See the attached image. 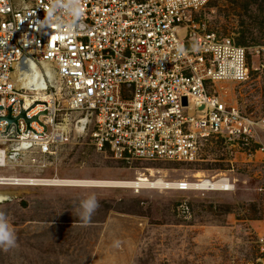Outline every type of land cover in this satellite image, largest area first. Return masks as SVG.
Listing matches in <instances>:
<instances>
[{"label": "built area", "instance_id": "built-area-1", "mask_svg": "<svg viewBox=\"0 0 264 264\" xmlns=\"http://www.w3.org/2000/svg\"><path fill=\"white\" fill-rule=\"evenodd\" d=\"M210 1L79 0L78 27L69 32L42 24L53 0H0V189L41 188L4 174L24 164L47 169L59 148L83 135L97 153L126 162L193 164L210 139L264 155V120L215 91L248 81V70L246 48L201 20ZM251 53L264 59V46ZM23 58L38 78L53 76L42 90L47 100L17 81ZM21 111L38 118L30 130L24 119L5 121ZM179 183L174 190L193 191Z\"/></svg>", "mask_w": 264, "mask_h": 264}, {"label": "rangeland", "instance_id": "rangeland-1", "mask_svg": "<svg viewBox=\"0 0 264 264\" xmlns=\"http://www.w3.org/2000/svg\"><path fill=\"white\" fill-rule=\"evenodd\" d=\"M201 20L246 48L248 81L220 84L216 93L243 115L264 120V59L251 53L264 46V0H211ZM257 141L264 145V134ZM50 163L43 170L24 164L4 175L127 181L153 170L168 182L192 183L196 173L225 177L232 189L2 188L12 200L1 203L0 213L9 218L17 243L0 249V264H264L260 153L210 139L193 164L126 162L108 151L97 153L83 135L59 148ZM90 193L99 207L85 224L77 209ZM117 240L119 248L113 247Z\"/></svg>", "mask_w": 264, "mask_h": 264}, {"label": "bare ground", "instance_id": "bare-ground-1", "mask_svg": "<svg viewBox=\"0 0 264 264\" xmlns=\"http://www.w3.org/2000/svg\"><path fill=\"white\" fill-rule=\"evenodd\" d=\"M52 76V75H51ZM53 77V76H52ZM35 97H41L44 100H47L48 97L41 90L34 93ZM30 106V103L27 99L24 101L25 106ZM157 173H154L153 170L149 171V175H144L141 173H136L133 180L127 181H116V180H97V179H45V178H29L30 187H65V188H113L111 186L120 187L117 189H132V190H142V189H152V190H174L179 186V182L187 183L186 190L193 191H217V192H229L232 187H230L228 180L225 177L218 178H206L201 173H196L194 182L186 181H177V182H168L163 179V177H156Z\"/></svg>", "mask_w": 264, "mask_h": 264}, {"label": "clouds", "instance_id": "clouds-1", "mask_svg": "<svg viewBox=\"0 0 264 264\" xmlns=\"http://www.w3.org/2000/svg\"><path fill=\"white\" fill-rule=\"evenodd\" d=\"M59 13V15L57 14ZM79 0H53L51 14H46L42 24L55 22L58 28H67L69 32L74 27H78L80 17ZM99 207V202L94 193L88 194L80 201L77 209L80 219L85 223H89L93 213ZM16 235L12 228L9 218L0 213V249L7 251L10 248L16 247ZM120 241H114L113 247L119 248Z\"/></svg>", "mask_w": 264, "mask_h": 264}, {"label": "water", "instance_id": "water-1", "mask_svg": "<svg viewBox=\"0 0 264 264\" xmlns=\"http://www.w3.org/2000/svg\"><path fill=\"white\" fill-rule=\"evenodd\" d=\"M17 72V81L21 84L22 88L28 89V90H45L46 85L48 84L50 87H53V77L49 73H45V79H41L37 77L36 70L34 69L33 65L30 61L26 59H21L20 62L17 63L16 68ZM10 113V109L8 110ZM18 119H24L25 123L27 125V130H30L29 123L32 121H37V117H34L33 119H27L25 116V111H21V114L19 118H12L10 115H8L5 118V121L8 123V125L11 124H17ZM1 120V119H0ZM80 135H82V132L80 131ZM21 147L26 148L28 147V144H22ZM17 150V149H16ZM14 156H11V160H16V153L13 154ZM6 198L3 196H0V203L5 202Z\"/></svg>", "mask_w": 264, "mask_h": 264}, {"label": "trees", "instance_id": "trees-1", "mask_svg": "<svg viewBox=\"0 0 264 264\" xmlns=\"http://www.w3.org/2000/svg\"><path fill=\"white\" fill-rule=\"evenodd\" d=\"M252 3H254V2H252ZM263 39H264V38H263ZM235 44L238 45V46L243 47V46H242L243 44H241V42H240V43L238 42V43H235Z\"/></svg>", "mask_w": 264, "mask_h": 264}, {"label": "snow or ice", "instance_id": "snow-or-ice-1", "mask_svg": "<svg viewBox=\"0 0 264 264\" xmlns=\"http://www.w3.org/2000/svg\"><path fill=\"white\" fill-rule=\"evenodd\" d=\"M183 187V186H182Z\"/></svg>", "mask_w": 264, "mask_h": 264}]
</instances>
